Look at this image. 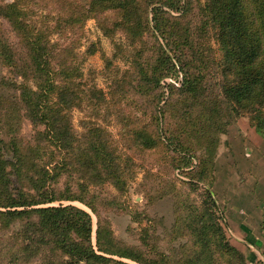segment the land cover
<instances>
[{
	"label": "rangeland",
	"instance_id": "374dc122",
	"mask_svg": "<svg viewBox=\"0 0 264 264\" xmlns=\"http://www.w3.org/2000/svg\"><path fill=\"white\" fill-rule=\"evenodd\" d=\"M23 1L28 24L54 43L52 62L58 84L64 85L67 66L78 70L74 74L80 75L73 82L80 98H69V108L66 101L58 100V127L61 132L70 128L69 141L61 138L57 148L49 146L45 157L36 161L37 168L26 159L19 178L12 166H5L10 182L7 189L0 182V204L10 193L17 198L22 192L44 198L31 188L30 176L37 180L34 170L40 172V166H47L57 173L46 188L55 192V199L28 209L73 205L86 211L92 221L90 242L111 264H237L217 252L215 222L231 242L237 240L231 236L214 185L230 170L241 175L234 163L249 152L244 128L250 121L248 115L236 116L222 92V53L212 25L203 24L201 8L206 0H181L178 9L162 5L172 17L185 12L179 18L190 28L191 37L203 44L207 62L196 60L199 68L188 65L191 72L201 75L195 94L184 93L182 88V63L191 51L178 47L173 39L151 30L133 45L136 39L131 41L129 32L117 25L121 24L120 11L90 12V0ZM79 8L84 9L78 12ZM21 37L8 19H0V39L5 38L16 53L12 66L0 60V148L15 141L37 147V132L44 130L22 104H16L12 82H22L30 74L28 50ZM173 64L176 69L170 68ZM141 66H156L161 77L157 85L147 86L141 80ZM145 136L153 140L149 148L144 145ZM91 149H108L109 154L120 156L118 182L94 181L90 171L94 166L85 156L86 152L93 155ZM2 152L6 160H14L12 153ZM8 209L25 207L0 206V211ZM39 223L36 213L29 218L0 215V264H66L70 259L72 264H87L65 251ZM99 232L115 252L99 249ZM71 238L84 240L74 231Z\"/></svg>",
	"mask_w": 264,
	"mask_h": 264
},
{
	"label": "trees",
	"instance_id": "16d2710c",
	"mask_svg": "<svg viewBox=\"0 0 264 264\" xmlns=\"http://www.w3.org/2000/svg\"><path fill=\"white\" fill-rule=\"evenodd\" d=\"M162 5L178 9L181 8V0H90L89 11H120L121 24L117 25L129 32L131 41L136 39L132 42L133 45L138 38L142 39L145 31L147 33L153 30L167 39H173V43L178 47L184 46L183 49L191 51L186 60L183 58L182 68L185 74L182 88L184 93L195 94L201 75L200 72H191L188 68H199L196 60L202 63L207 62L204 58L203 44L191 37L190 28L184 26L182 18H179L185 12L180 16L172 17L162 9ZM83 9L79 8L78 12ZM26 10L23 0H14L8 3L0 0V19H8L19 30L22 36V45L28 50L29 56L30 74H25L22 82L15 79L12 82L13 89L17 93L15 95L16 104H22L34 122L44 125V130L37 132L36 141L40 143L37 147H24L15 141L12 145H4V148H0V182L6 189L9 188L10 182L9 178L6 179V165L12 166L19 178L22 163L26 159L33 162L37 168L39 165L36 161L45 157L46 149L49 146L54 145L57 148V142L61 138L64 141L71 139L70 128L61 132L58 127L56 115L59 117L61 112L58 100L66 101L67 108H69L71 107L69 98H80V89L76 88L73 82L74 77L80 75L76 72L77 75L74 74V71L78 70L75 67L73 69L71 66H67L64 71L66 75L64 85L58 84V74L52 62L56 54L54 43L42 31L34 27V29L31 28L26 21ZM201 10L203 18H205L203 24L205 26L206 24L212 25L215 30L214 37L222 53L219 60L223 80L222 92L232 105L236 116L248 115L250 124L264 137V0H206ZM181 11H183V5ZM149 13L152 14L151 19ZM15 56L13 47L7 43L5 38H1V62L12 66ZM170 68L176 69V65L173 64ZM157 73L156 66L154 68L141 66L140 78L146 82L147 86L153 83L157 85L161 80ZM95 95V90H93L92 96ZM72 138L74 139V137ZM143 139L144 145L148 148L153 145L150 136H145ZM3 149L7 154H13V161L5 159ZM91 152L93 155L86 152L85 156L94 166L93 169H90L91 172H94V181L113 179L118 182L120 180V167L118 166L120 156L109 154L108 149H91ZM50 154L55 157L54 151L50 150ZM98 155H101L102 158L95 161L94 158ZM68 165L70 163H66V166ZM34 173L39 176L36 177L37 180L33 175L30 176L31 188L41 192L44 198H35L23 192L18 195L19 198L13 197L11 193L6 194L4 197L6 200L0 206L25 207V209H8L5 212L0 211V215L8 214L13 218H29L32 213H36L39 217V224L50 230L57 237L55 241L60 243L61 247L78 261H86L87 264H111V260L98 254L90 242L92 221L90 214L86 211L73 205L28 209L55 199V194H53L55 192L46 191V188H48V181L55 180L57 173L52 172V169L47 166H40V172L34 170ZM48 193L53 195L46 196ZM34 225L35 223H28L29 227H34ZM215 225L213 233H216L215 237L218 241L217 252L232 257L231 260L235 259L237 264H249L247 243L231 242L227 235L225 236L223 228L219 227L220 225L216 222ZM204 228L206 226L201 227V229ZM72 231L81 236L84 239L83 242L73 240L71 238ZM98 244L99 249L106 253L116 251L110 242L102 241L100 232ZM122 254L129 255L126 252ZM215 261L218 262V259L215 258ZM65 262L72 264L73 260H65Z\"/></svg>",
	"mask_w": 264,
	"mask_h": 264
},
{
	"label": "crops",
	"instance_id": "0c3cea01",
	"mask_svg": "<svg viewBox=\"0 0 264 264\" xmlns=\"http://www.w3.org/2000/svg\"><path fill=\"white\" fill-rule=\"evenodd\" d=\"M248 125L244 139L249 152L234 163L241 175L230 170L227 177L216 179L214 188L225 208L231 236L247 243L250 264H264V137Z\"/></svg>",
	"mask_w": 264,
	"mask_h": 264
}]
</instances>
